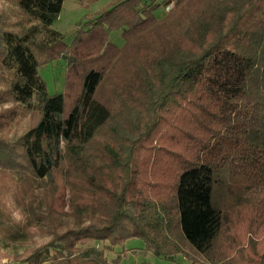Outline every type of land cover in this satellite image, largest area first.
Instances as JSON below:
<instances>
[{"label": "trees", "instance_id": "trees-1", "mask_svg": "<svg viewBox=\"0 0 264 264\" xmlns=\"http://www.w3.org/2000/svg\"><path fill=\"white\" fill-rule=\"evenodd\" d=\"M6 1L27 27L0 14V234L50 236L12 263L119 264L108 253L139 238L171 261L264 264V0H161L164 18L116 0L71 41L51 28L64 0ZM61 57L51 95L39 70ZM33 97L40 118L11 141Z\"/></svg>", "mask_w": 264, "mask_h": 264}, {"label": "rangeland", "instance_id": "rangeland-1", "mask_svg": "<svg viewBox=\"0 0 264 264\" xmlns=\"http://www.w3.org/2000/svg\"><path fill=\"white\" fill-rule=\"evenodd\" d=\"M115 1L116 0H95L90 4H82L80 0H64L61 14L53 23L51 28L64 34L66 41H71V38L80 22L88 20L89 17L95 16L99 12L111 6ZM155 4H159V8L156 10V16L158 18H164L167 14L174 10L176 2L171 1V3H169L170 6H168V4H164L161 0H159V2L158 0H155ZM0 14L3 16L7 26L11 29L21 32L27 27L23 13L20 8L13 3L6 0H0ZM40 26V31L38 32L37 37L46 38V31L41 24ZM113 39L120 46H122L125 42L121 31L113 33ZM39 71L46 82L49 94L53 95L64 92L67 73L66 59L62 57L53 59L41 66ZM5 75L11 77L12 73L5 72ZM9 86V82L0 80V91L9 88ZM11 106H14V102L12 101L6 103L3 108H9ZM39 118L40 111L38 101L36 97H33L28 105L18 108V113L11 122L5 135L11 141L16 140L19 136L23 135L26 131L33 127ZM8 188L10 189L7 190V193H3L2 195L8 203L14 204V186L9 185ZM64 221L72 223L73 218L65 217ZM233 222L234 221H231L225 224V232L235 231L236 225L232 224ZM49 239L50 236L38 234L22 241H12L0 234V264H13L12 262L17 257L24 258L34 248L48 242ZM91 244L95 243L92 242ZM99 245L102 246L104 244L101 242ZM123 249H126L127 251L123 253ZM145 249L146 244L142 239L129 238L125 241L124 246L115 247L114 252L112 251L108 253V255L112 260L119 254H122V259L119 264H191V261L185 259L181 255L176 258V261H171L154 255Z\"/></svg>", "mask_w": 264, "mask_h": 264}, {"label": "built area", "instance_id": "built-area-1", "mask_svg": "<svg viewBox=\"0 0 264 264\" xmlns=\"http://www.w3.org/2000/svg\"><path fill=\"white\" fill-rule=\"evenodd\" d=\"M168 6H170V4H168ZM169 8V7H168Z\"/></svg>", "mask_w": 264, "mask_h": 264}]
</instances>
